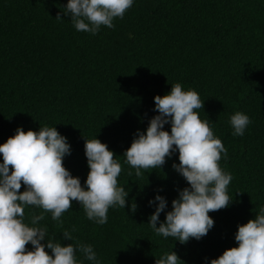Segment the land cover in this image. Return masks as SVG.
<instances>
[{
  "label": "trees",
  "instance_id": "1",
  "mask_svg": "<svg viewBox=\"0 0 264 264\" xmlns=\"http://www.w3.org/2000/svg\"><path fill=\"white\" fill-rule=\"evenodd\" d=\"M67 2L0 0V144L18 127H56L71 149L63 164L86 187L85 140L97 138L121 163L118 183L129 193L128 206L110 208L103 225L89 220L76 201L62 224L45 213L37 225L48 230L42 243L92 245L99 264H155L171 251L180 264H210L238 247V226L264 207V0H134L122 19H114V28L101 26L95 35L75 29L64 14ZM175 83L204 101L197 111L227 149L220 165L233 177L230 205L210 212L213 228L185 244L157 235L149 224L157 195L167 201L158 227L189 187L173 168L178 151L161 169H142L140 177L123 156L159 114L154 97ZM237 111L251 120L243 136H233L230 124ZM164 130L170 132L171 124ZM41 211L26 208L25 222L31 226V214ZM77 259L96 264L79 250Z\"/></svg>",
  "mask_w": 264,
  "mask_h": 264
},
{
  "label": "clouds",
  "instance_id": "2",
  "mask_svg": "<svg viewBox=\"0 0 264 264\" xmlns=\"http://www.w3.org/2000/svg\"><path fill=\"white\" fill-rule=\"evenodd\" d=\"M133 3L134 0H68L64 14H70L77 31L95 35L101 26L114 28V19H122ZM56 19H61L59 14ZM154 101L159 114L150 120L146 132L137 133L123 154L125 163L140 177L142 169H161L178 151L179 164H173V168L189 187L172 201V210L158 227L167 201L157 195L158 204L149 224L157 235L173 237L181 244L193 238L200 240L214 226L209 213L225 209L232 202L228 186L233 177L220 165L227 149L214 134L210 121L200 118L197 110L204 108V101L196 90H185L181 83H175L169 93L155 96ZM169 123L170 132L164 130ZM250 123L248 115L235 112L230 118L233 136H243ZM84 150L89 167L86 187L64 166V157L71 149L56 127L40 126L39 131L18 127L15 135L0 144V264H81L77 250L85 259L99 264L92 245H63L51 239L44 244L48 230L37 226L45 213H51L52 220L62 224L61 217L72 208L73 201L83 207L89 220L101 225L107 223L110 208L128 206L129 193L118 183L122 166L114 151L97 138L85 140ZM29 207L42 209L39 214H31V226L25 222V209ZM130 209L136 211L135 202ZM62 233L64 239L72 241L70 232ZM235 241L238 247L225 250L210 264H264V207L254 219L238 226ZM180 262L177 253L171 251L156 259L155 264Z\"/></svg>",
  "mask_w": 264,
  "mask_h": 264
}]
</instances>
